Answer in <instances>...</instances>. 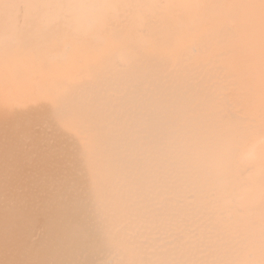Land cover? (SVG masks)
Here are the masks:
<instances>
[{
	"label": "rangeland",
	"instance_id": "374dc122",
	"mask_svg": "<svg viewBox=\"0 0 264 264\" xmlns=\"http://www.w3.org/2000/svg\"><path fill=\"white\" fill-rule=\"evenodd\" d=\"M110 3V5H107L100 10L94 21L91 23L65 19L55 23L43 24L40 23L39 20L31 19L19 25L17 28L12 26L9 21L5 20L6 17L5 14H3V11H6L7 8L4 4H0V120L10 117L13 103L24 99H30L33 96L32 93L37 85L46 86L51 82H59V80L62 77L65 78L66 75L79 73L87 62H91L98 55L100 50L107 49L114 41L123 36L134 37L136 43H140L149 48V52L147 53L150 54H147L145 51L146 55L145 53L142 54L144 52L142 48L139 49L137 52L139 53V57L141 56V58L146 61L148 58L151 59L152 54V58L154 57L153 59L156 57V62L164 65V68H162V66L158 64V70L162 68L164 71L165 69V72L161 71V69V73L158 71V73L153 72L156 71V68L155 70L151 68L144 69H151L149 72L145 71V73L148 72L150 74V77L146 75V78V76H144L145 73L142 71V74H144L143 81L138 79V82L140 81L139 83L135 82L137 80L129 82L122 79V81L121 78L116 79L113 75L116 74L117 76L118 71L119 73L124 71L130 65L129 61L132 62L136 57L132 58V60L124 59L120 53H117L114 59L115 62H112L111 67L105 66L104 68L103 66H97L98 64H96V71L99 69V71H97L99 77L95 76L97 78L94 81L93 79L95 77L92 79L94 85L90 84L92 83L90 79L86 82H81L80 84H73L70 87L71 89L67 88L63 91L64 96L57 102L59 103V105L57 104L59 108L55 103L56 108L54 109L52 119L61 124L70 122L69 127L71 126L72 128L75 126L72 131L73 134L75 133L72 135L73 139L70 135L71 138L65 140L63 147H65V149L71 148L69 150H72L73 148L75 155H79H77V159L80 158L79 165L81 166H78L77 168L75 167L76 170L72 169L70 172H75L74 175L77 174L76 177L79 175L82 177L87 176L88 174L84 175V173H88L91 170L92 173L91 175L84 177V180L81 179V176H79L80 178L78 177L79 181H83H80V185L78 184L80 187L77 185V181L73 182L70 179L66 181V179H68L67 177L63 179L59 177L52 179L53 182H58L60 179L62 184L63 182L64 184L66 183L68 186L67 188H65L64 184L62 185L60 182H58V184L57 182L53 183L52 180H50L49 182H51V186L54 184L56 185L55 187L58 186L60 189L57 188V190L54 191V187H49L50 184L47 183V189L49 187V190L51 188L54 191V193H52V190L51 192L47 191L50 199L48 202H52L50 204L51 207L55 204L57 207L54 205L53 208H57V211L62 208L64 204H70L69 206L73 207L74 202L75 204L77 203L76 205L74 204L75 206L78 205L76 208H70L67 206L68 208L63 207L62 211H60L61 209L58 211L59 216L60 214L62 216L65 213V215H67V213L71 214L72 217L69 214L67 216H70L69 219L72 218L71 220L75 225L71 220L70 223L67 222L66 220L69 219L65 215L62 216L66 217L65 220L64 218L59 217L58 222L59 224L60 222H63L60 221L61 218L66 221V226L73 224L72 226L76 228V231H79L78 236L81 233V236L84 238L79 236L80 238L77 239V243H72L67 240L61 242L64 245L61 243L55 244V246L57 248L59 247V250H61L60 252L54 246L53 238L49 239L50 237H53V235H48L46 233L47 230L44 229V225H42L40 229L36 231L37 236L35 232V237L33 236L34 238H32V240L35 241V238L37 239V237H39L40 240L43 239L39 241L38 244L42 243L43 245H41V248L49 250L51 255L47 256L48 258H52L49 260L48 264H69L71 258L70 264H105V262H111V264H130V261H132L131 264H264V248L262 246V238L259 232V218L261 215H258L257 213V205L243 200V196L239 189L245 186L249 189L248 186L251 185V182L249 178H246L244 173H241L240 169L235 166V159L238 154L237 147H240L239 143L242 141L248 142L250 138L244 137L243 140L237 139L243 130V126L239 123L237 117L231 114L232 112H237V115L239 114L243 116L248 112L252 115L251 118L258 116L259 120L264 121V84L260 70L262 60L261 43H263L262 39H264L263 31L255 24H252L254 23L252 20L249 22L246 21L244 17L246 13L244 11L226 1L223 2V4L229 3L230 5L227 4L222 10L209 7V2H207L205 9H203L204 13L200 17L198 15L193 17L187 12L180 21L174 18L173 20L169 19L172 15L171 13L174 11L163 13L159 17L151 15L152 13L149 11L146 13L140 8L141 6L138 3V0H111ZM195 3V0H193L191 4L195 5ZM138 9L141 11H138ZM183 9H186V6L175 8V12H179ZM205 15H208V18L205 22H202ZM232 21H235V23L231 24ZM262 35L263 37L261 38ZM27 45H29V47ZM136 47L138 48V46ZM135 61L131 64H134ZM154 61H152V63ZM231 61L233 64L235 63L234 66L236 67L232 66L233 64L230 63ZM156 62L155 64H157ZM226 62H229V64H226ZM113 64L114 67L112 66ZM91 65L92 68L95 67V64H90L88 66L89 69H92ZM99 67H102L104 70L102 71ZM183 71L186 72H184L186 76H191L189 83L185 80L188 76L186 78L184 77V79L182 78L186 83L185 81L183 82L179 80L181 76H184L181 75ZM99 72H101L100 74L102 75H100ZM150 72L159 75L156 76L155 74V77H152ZM97 74L95 73L94 75ZM160 74H162V76ZM106 75L109 78H107ZM152 75L154 76V74ZM163 75L169 79L168 81L171 80L173 83L171 84V81L168 83L166 80L167 78L164 76V79ZM103 76L105 79H103ZM140 78H142V76ZM161 78L164 79V81L166 80L165 83ZM102 79L104 81H102ZM146 80L147 83L144 82ZM132 83L135 84L133 85ZM173 84L174 89L171 90ZM162 85L164 86L162 87ZM191 86H193L192 91L194 94H191L192 91L190 93L188 92L192 89H190ZM114 87H116V90ZM176 87L180 90L176 91ZM80 88L81 90L78 91ZM131 89L133 92H131ZM71 91L73 94L75 91L77 94L80 93V96L76 93L71 95ZM157 95L158 98L156 97ZM151 96L152 98H150ZM175 97H179L178 99L180 100L179 103H177L179 105L175 104ZM182 97L183 102L181 99ZM234 97L237 98L235 99ZM69 98L72 100L75 99L76 102L73 100L72 104V100ZM172 100H175V103L173 102V104H170L172 103ZM241 100L243 101V104H241ZM148 101L153 104L150 105ZM162 102H167L168 106L169 104L170 106L172 105L173 108H176V111L171 107H157ZM66 103L68 104L66 105ZM74 103H78L79 106ZM167 103L164 105L167 106ZM182 103L183 105L185 104L184 106L186 108L181 105ZM232 105L233 107H231ZM76 106L78 108H76ZM181 107L182 109H185V112ZM82 108L85 110L87 108V110L85 111L83 109L84 112H82ZM157 108L160 113H162L160 109L163 110V117L158 115L159 112L157 111ZM237 108L238 110L240 109V112ZM75 109H77V112ZM97 110L102 114L100 113L98 115V113H96ZM141 110L144 114H142ZM168 110H173L172 114L171 111L168 112ZM164 111L170 113L172 116L173 113H175L173 118H171L172 121L168 120L170 114L165 115ZM177 111L178 115L176 113ZM180 111L181 113L182 111L184 113L179 114ZM74 112H76V114L79 113L77 115H81L82 119L76 114H73ZM82 113L84 115H91L92 117L84 116ZM155 115L156 118L154 117ZM105 116H108V118ZM83 117H87V119L91 117L93 120L89 119L88 121L85 119L87 120L86 123L83 122ZM94 117L95 119L97 117V119L95 120ZM152 117H154V124L151 125L149 121ZM100 118H103L102 121L104 125ZM157 118L159 120L155 123ZM163 118L167 119L161 121ZM131 120L133 122L136 121V124ZM167 120L169 121L168 126L166 124ZM92 122L96 123L93 124ZM99 122L101 123L99 124ZM106 122L109 123V125ZM129 122H131V124ZM139 122H141V125ZM157 122L164 123L158 124ZM123 126H125V128ZM160 127L161 131L159 130ZM152 128H156V131L157 129L158 131L152 134V132H155ZM96 129L97 133H101V137L106 140L103 141L101 137H99V145H97V140L99 141V139L96 137L98 134L94 132ZM117 129L119 131H116ZM105 130L108 131L105 132ZM111 132L115 134V136ZM139 132H142V134ZM158 132L160 133L158 134ZM107 134H111V139H109ZM138 136L140 138L143 137L140 139ZM241 136H245L244 133ZM115 137L120 139L117 141L115 140ZM101 140L103 142H101ZM232 140L234 141L230 143ZM126 141L130 144H126ZM78 142L81 143L77 145ZM105 142L112 144V147L110 144H107L108 147L110 146V149H108L109 153L110 150L113 151L116 148L117 151L119 150V154H117V156H112L113 158L110 157V159L109 157H105V154V156L102 154L104 157L102 155V157H96V155L98 156L103 153L104 149L107 151L106 148L108 147H105L104 145L102 148L103 151L101 152L102 145L100 144H104ZM122 143L123 145H118ZM223 143L228 146H222ZM69 144H71V147L68 146ZM73 145H76L77 147H74ZM97 146L101 147L95 149ZM129 146L130 148H128ZM142 146L144 147L142 148ZM90 148L92 150L95 149V151H91V154ZM98 150L100 152H97ZM121 150L123 151L121 152ZM118 152L114 151L113 154ZM123 152L127 153L124 154ZM133 152L134 154H131ZM81 155L83 156L81 157ZM86 155H89L87 157L88 159H93L91 161L88 159L85 160ZM96 158L99 159V161H97ZM96 161L97 164L95 163ZM98 162L100 163V166ZM132 163L135 165H132ZM120 165L121 167H119ZM72 166L73 164L69 165L70 168ZM84 166L89 170H85L86 168L84 169ZM98 167L101 168L102 174L98 171ZM136 167L138 169L136 171L138 172L135 171ZM72 168H74V166ZM96 170L98 171V175ZM126 170H128L127 173H125ZM76 171H82V174L77 173ZM103 172L106 177L104 176L100 178L104 175ZM127 175L129 176L127 177ZM95 176L96 178H94ZM124 176H126L127 179ZM89 177H91L90 181L88 180L90 179ZM73 178H75V176ZM98 178L103 180L100 182ZM107 180L111 182L108 181L109 183H107ZM94 181H97L98 183ZM103 183L108 185L105 186ZM99 184H102L101 186L104 187L101 189ZM81 185H83L87 191H84V188ZM95 186L99 188H96ZM63 188L67 191L63 190ZM94 188L96 191L95 196L100 198V200L97 198L95 199V192L92 191ZM122 188L124 189V192L126 190V195L123 191L121 192V190H123ZM89 189L92 192H89ZM103 189H106L107 191ZM64 191L66 192L64 193ZM135 191L136 193H134ZM86 192H88L90 196L92 194L93 197H90ZM70 193H72V195L74 194V197H72ZM76 194L77 196L75 198ZM113 194L114 197H112ZM66 195L67 197H65ZM119 195L122 197V204L124 202L126 207L125 208L123 205L126 209L125 211H123V208L115 205L117 202L118 205L121 203ZM56 196L58 198H56ZM85 197H88L87 200ZM66 198H68L69 203H67L68 200ZM104 198L106 199L104 200ZM117 198L118 201H116ZM71 199L73 202H70L72 201ZM94 199L96 202H94ZM61 200H63L64 204ZM128 200H130L128 202L130 205L126 203ZM97 204L100 205L98 206ZM89 207L93 208L90 209ZM45 208L42 211L46 215L51 209L47 210ZM110 208L114 212H111ZM80 209L81 211H79ZM83 210L86 213H84ZM72 214H75L76 217H78V215H84L81 217L79 216L77 221H75L76 219L73 218L75 216ZM85 214L88 216L86 217ZM131 214H134L135 217L133 215L131 216ZM113 216L117 220L113 218ZM83 218H86L85 221L87 225L85 221H82ZM89 219L91 221L90 225ZM80 220L83 224L81 222L79 224ZM101 220H103V222ZM62 224L63 225L61 226L65 227V223ZM103 228L106 235H104L105 232H103ZM97 231H100L101 235H99L100 233ZM44 239H47V242ZM36 242L37 241H35L34 244H37ZM44 243L48 244L45 245ZM83 244L85 245L83 246ZM107 245L111 248H108ZM94 247L97 251H95ZM130 247L132 249H130ZM65 248H70V251L68 250V252H66L67 254L65 253ZM106 249L107 251H105ZM63 252L65 254H63ZM63 255L67 258H62ZM46 260L48 261V259Z\"/></svg>",
	"mask_w": 264,
	"mask_h": 264
},
{
	"label": "bare ground",
	"instance_id": "6f19581e",
	"mask_svg": "<svg viewBox=\"0 0 264 264\" xmlns=\"http://www.w3.org/2000/svg\"><path fill=\"white\" fill-rule=\"evenodd\" d=\"M193 0H138V3L140 4V8L143 9L144 12L148 13L151 12L152 14L151 15H154L156 17H159L161 16L163 13H166V12H173L171 13L172 15L170 16V20H173L174 19H177L178 21H180L183 16H185V14L187 12H189L193 17H195L196 15H198L199 17L204 13L203 9H205V5L207 4V2H209V7H214V8H218L219 10L224 7V6H227L228 5H235L237 8H239L240 10L244 11L246 14L244 15L246 21H253L254 23L252 24H255L256 26H258L259 28H261V30L263 31L264 33V0H195V5L191 4ZM229 2V3H226V4H223V2ZM111 0H0V4H4L6 6V11H3V14H5V20L9 21V23L12 25V26H15V28H17L19 25L25 23L26 21H29L31 19L33 20H39L40 23H43V24H49V23H55V22H58V21H61V20H65V19H73L75 21H86L88 23H91L94 21V19L96 18L97 14L100 12L101 9H103L105 6L107 5H110L111 3ZM179 6H186V9H183V10H180L179 12H175V8H178ZM138 11H141L140 9H138ZM208 18V15H205V18L203 19L202 22H205ZM201 20V19H200ZM235 23V21H232L231 24ZM263 37V35L261 36V38ZM133 41V42H132ZM263 43H261V46H262V52H261V64H260V70H261V74H262V78H263V84H264V39H262ZM138 46V48L136 46ZM29 47V45H27ZM143 49L144 52L142 54L149 52V48L145 47V45H141L140 43H136V41L134 40V37H127V36H123L121 38H119L118 40L114 41L112 45H110L107 49H103V50H100L98 52V55L91 61V62H87L86 65L83 67V69L77 73V74H72V75H66L65 78H62L59 80V82H54V83H49L48 85H35V90L34 92L32 93L33 96L30 98V99H24L22 101H16L15 103H13V108L11 110V113H10V117H7V118H3L0 120V264H48L49 263V260H51L52 257H49L47 255H51L49 250L48 249H42L41 248V245H43L42 243L38 244L39 241L43 240V239H39V237H37V239L35 238V241H37L36 243L37 244H34L35 241L32 240V238H34L35 236V232L37 230L40 229V227L42 225L44 229V231H46V233L48 235H53V237H50L49 239L53 238V241H54V246L55 244H59L61 242H64V241H69V242H78L77 239L80 238L79 236H81V233L80 235L78 236L79 234V231H76V228L74 226H72L73 224L75 225V223L69 219L71 214L67 213V215L69 214L70 216L68 217L67 215H65L66 217H68L69 220H66L67 222L70 223V220L71 222H73L72 225H69V226H66V221L65 218L66 217H62L64 215L59 216L58 214V211H62V208L63 207H67L69 205H66L64 204L63 200H61L64 204L61 203V205L63 206L62 208H60L58 211H57V208H53V206L55 204H53V206L51 207V203L48 202L49 197H48V194H47V191L48 192H51V188L49 190V187H52L54 189V191L58 189H60V187H55L56 185L52 184L51 186V182H49L50 180L56 178V177H59V178H65L67 177L68 179H66V181H68L69 179L72 180L73 182L74 181H77V185L83 181H79V176L76 177V175H74V173H72V171L70 172V170H76V168L78 166H81L79 165V162H80V158L77 159V155H75L74 151H73V148L72 150H69L71 148H66L63 147V144L65 143V140H67V138H71L73 139V128L75 127H69L70 125V122H67L66 124H61V123H57L56 121H54L52 119V116H53V112H54V109L56 108L55 106V103L56 105L59 103H57L59 100H61V98L64 96L63 95V91L67 88H70L73 84H80L81 82H86L88 80L92 79L95 77V76H98L99 75L97 74L99 71V69L96 71V67L97 66H103L105 68V66H110L111 67V64L112 62L114 61L115 59V55L117 53H120L122 55V57H124V59H131L132 58H138L133 61H135L134 64H131L132 62L129 61L130 65L124 70V71H121L119 73V71L117 72V76L116 74H114L113 76L117 78H121V80H126V81H135V82H138V79H140V81H143V75L142 74L143 72L145 73V71H150L151 69L155 70L156 68V71H153V72H160V70L162 68H164L162 65V63H158L156 62V57L155 59L152 58V54H151V59L148 58V60H144L141 58V56L139 57V53L138 50L139 49ZM142 50V51H143ZM145 53V55H146ZM141 54V53H140ZM147 54H150V53H147ZM144 55V56H145ZM133 56V57H132ZM155 60V61H154ZM158 60V59H157ZM128 61V60H127ZM145 61V62H144ZM152 61H154L152 63ZM226 61V60H225ZM115 62V61H114ZM113 62V63H114ZM155 62L157 64H155ZM235 62V61H234ZM117 63V61H116ZM229 64V62H226V64ZM231 64H233V62L231 61L230 62ZM90 64H95V67L92 68V65H91V68L93 69H89V65ZM96 64H98L96 66ZM137 64V65H136ZM161 65L162 68H160V70H158L159 68H157V65ZM127 65V63H126ZM235 63L232 65L234 66ZM114 67V64L112 65ZM88 67V68H87ZM159 67V66H158ZM236 67V66H234ZM95 68V70H94ZM102 69V67H99ZM146 68H151V69H147V70H144ZM110 69V68H109ZM108 69V70H109ZM113 69V68H112ZM104 69H102L103 71ZM233 70V69H232ZM96 71V72H95ZM143 71V72H142ZM163 71V69L161 70ZM105 72V71H104ZM115 72V70H114ZM146 72L144 76L148 75V77H150L149 73ZM153 72H150L151 73V76L152 77H155V74L156 73H153ZM157 72V73H158ZM165 72V69L164 71ZM185 71H183V73L181 75H184L183 77L179 76V80L180 81H187V83H189V80H191V76L190 75H187L184 74ZM97 74V75H94V74ZM101 72H99L100 74ZM186 73V72H185ZM105 74V73H104ZM108 74V73H107ZM113 74V72H112ZM142 74V75H141ZM154 74V76L152 75ZM165 74V73H163ZM102 75V74H100ZM142 78H140L141 76ZM159 75V74H156V76ZM162 76V74H160ZM105 76V75H104ZM103 76V79H105ZM107 76V75H106ZM165 75H163V78H164ZM166 77V76H165ZM184 77L186 78L185 80ZM97 77H95L93 79V81L96 79ZM107 78H109L107 76ZM147 78V76H146ZM167 78V77H166ZM183 78V79H182ZM102 79V81H104ZM111 79V78H110ZM113 79V77H112ZM118 79V80H119ZM142 79V80H141ZM145 79V78H144ZM157 79V78H156ZM162 79V78H161ZM165 79V78H164ZM164 79H162L164 81ZM120 80V82H121ZM122 80V81H123ZM150 80V79H149ZM154 80V79H153ZM167 81L169 80L168 78L166 79ZM165 80V81H166ZM90 81V82H91ZM93 81L92 83H90L91 85L93 84ZM98 81V79H97ZM139 81V82H140ZM161 81V80H160ZM164 81V83H165ZM171 81V80H170ZM168 81V83L170 82ZM185 81V83H186ZM108 82V81H107ZM111 82V81H110ZM113 82V81H112ZM138 82V83H139ZM147 83V80L144 81ZM201 82V81H200ZM98 83L100 84V82L98 81ZM104 83V82H102ZM106 83V81H105ZM153 83V82H152ZM151 83V84H152ZM157 83V82H156ZM155 83V85H156ZM160 83V82H159ZM171 84L173 83L172 81L170 82ZM107 84V83H106ZM110 84V83H109ZM122 84V82H121ZM127 84V82H126ZM131 84V83H130ZM133 84V83H132ZM135 84V83H134ZM133 84V85H134ZM145 84V83H144ZM167 84V83H166ZM94 85V84H93ZM104 85V84H103ZM116 85V84H115ZM114 85V86H115ZM124 85H125V81H124ZM128 85V84H127ZM154 85V86H155ZM198 85V84H197ZM100 86V85H99ZM107 86V85H106ZM159 86V85H158ZM161 86V84H160ZM164 85H162L163 87ZM166 86V85H165ZM168 86V85H167ZM203 86V84H202ZM201 86V87H202ZM75 87V86H74ZM104 87V86H103ZM120 87V86H119ZM148 87V86H147ZM150 87V86H149ZM182 87V86H181ZM180 87V88H181ZM193 86L190 87V89L192 88ZM79 88V87H77ZM76 88V90H77ZM93 88V87H92ZM100 88V87H99ZM109 88V87H108ZM107 88V89H108ZM121 88V87H120ZM135 88V87H134ZM156 88V87H155ZM177 88V87H176ZM175 88V89H176ZM203 88V87H202ZM71 89V88H70ZM102 89V88H101ZM113 89V88H112ZM114 89L116 90V87H114ZM137 89V88H136ZM145 89V88H144ZM147 89V88H146ZM152 89V88H151ZM149 89V90H151ZM169 89V88H167ZM174 89V84H173V88H171V90ZM81 88L78 90L80 91ZM93 90V89H92ZM98 90V89H97ZM120 90V89H118ZM122 90V89H121ZM157 90V89H156ZM155 90V91H156ZM160 90V89H159ZM180 89H176V91H178ZM193 90V88L188 91L189 93ZM203 90V89H202ZM200 90V91H202ZM73 91V89H72ZM71 91V95L73 94ZM105 91V89H104ZM130 91V89H129ZM138 91V90H137ZM162 91V89H161ZM170 91V90H169ZM204 91V90H203ZM202 91V92H203ZM120 92V91H118ZM131 92H133V90L131 89ZM160 92V91H159ZM197 92V91H196ZM195 92V93H196ZM76 93V91L74 92V94ZM82 93V92H81ZM137 93V92H136ZM175 93V92H174ZM193 93V91L191 92V94ZM199 93V91H198ZM204 93V92H203ZM231 93V92H229ZM70 94V92H69ZM73 94V95H74ZM77 94V93H76ZM124 94V93H122ZM142 94V93H141ZM155 94V93H154ZM160 94V93H159ZM169 94V93H168ZM172 94V93H171ZM170 94V95H171ZM190 94V95H191ZM194 94V93H193ZM201 94V93H200ZM77 95L80 96V93H78ZM111 95V93H110ZM121 95V94H120ZM119 95V96H120ZM165 95V93H164ZM176 95V94H175ZM76 96V95H75ZM94 96V95H93ZM122 96V95H121ZM150 96V95H149ZM161 96V95H160ZM159 96V97H160ZM168 96V95H166ZM172 96V95H171ZM103 97V96H102ZM158 98V95L156 96ZM177 97V96H176ZM176 103H175V100H172V103L170 104H173V102L176 104V105H179L177 103H179V100L178 98H176ZM181 97V96H180ZM68 98V97H67ZM75 98V97H74ZM145 98V97H144ZM152 98V96L150 97ZM155 98V97H154ZM173 98V96H172ZM235 98V97H234ZM237 98V97H236ZM235 98V99H236ZM70 99V98H69ZM68 99V101H69ZM77 99V97H76ZM80 99V98H79ZM112 99V98H111ZM115 99V98H114ZM113 99V100H114ZM182 99V102H183V97L181 98ZM233 99V98H232ZM72 100V99H70ZM75 101V99H73ZM73 100H72V104H73ZM128 100V99H127ZM137 100V99H136ZM168 100V99H167ZM240 100V99H239ZM237 100V101H239ZM67 101V100H66ZM81 101V100H80ZM91 101V100H90ZM124 101V99H123ZM132 101V100H131ZM134 101V100H133ZM139 101V100H138ZM144 101V100H143ZM152 101V100H151ZM242 101V100H241ZM76 102V101H75ZM125 102V101H124ZM124 102H120V103H124ZM149 102V101H148ZM157 102V101H156ZM159 102V101H158ZM231 102V101H230ZM70 103V104H71ZM102 103V102H101ZM112 103V102H111ZM150 103V102H149ZM163 103V102H162ZM161 103V104H162ZM167 103V102H165ZM163 103L161 106H157V107H161L164 108L166 107H171L173 108V106L169 104L168 106V103H167V106H165ZM241 103V102H239ZM68 103H66L67 105ZM69 104V105H70ZM71 104V105H72ZM75 105L79 106L78 103H74ZM81 104V103H80ZM88 104V103H87ZM153 104V103H152ZM150 103V105H152ZM156 104V103H155ZM243 104V101L242 103ZM57 105V106H58ZM70 105V106H71ZM147 105V103H146ZM157 105V104H156ZM154 105V106H156ZM183 105V103L181 104ZM185 105V104H184ZM183 105V106H184ZM231 105V104H230ZM76 106V108H78ZM96 106V105H95ZM131 106V105H130ZM138 106V105H137ZM141 106V105H139ZM149 106V105H148ZM175 106V105H174ZM235 106V105H234ZM67 107V106H66ZM69 107V106H68ZM82 107V106H81ZM177 107V106H176ZM185 107V106H184ZM233 107V105L231 106ZM238 107V106H236ZM59 108V106H58ZM61 108V107H60ZM94 108V107H93ZM102 108V107H101ZM104 108V107H103ZM146 108V107H145ZM170 108V109H171ZM186 108V107H185ZM235 108V107H234ZM233 108V109H234ZM63 109V108H62ZM65 109V108H64ZM81 109V108H80ZM84 108H82V112H84L83 110ZM115 109V108H114ZM151 109V108H150ZM158 109V108H157ZM174 110L176 109L175 107L173 108ZM182 109V107H181ZM180 109V110H181ZM77 109H75L76 111ZM87 110V108H86ZM85 110V111H86ZM103 110V109H102ZM119 110V109H118ZM127 110V109H125ZM144 110V109H143ZM148 110V108H147ZM183 111L185 109H182ZM232 110V109H231ZM238 110V108H237ZM236 110V111H237ZM66 111V110H65ZM112 111V109H111ZM116 111V110H115ZM159 112V109L157 110ZM160 111L162 113H158V115L160 116H164L162 114L163 113V110L160 109ZM166 111V110H165ZM164 111V112H165ZM171 111V114L173 112V110H168V112ZM176 111V110H175ZM182 111V113H184ZM235 111V110H233ZM240 112V109L238 110ZM77 112V111H76ZM76 112H74L73 114H76ZM94 112V111H93ZM92 112V113H93ZM113 112V111H112ZM119 112V111H117ZM125 112V111H124ZM131 112V111H130ZM139 112V111H138ZM142 112V110H141ZM166 113L165 112V115L166 114H170V113ZM231 112V111H230ZM88 113V112H87ZM98 115L101 113L97 112ZM106 113V112H105ZM157 113V112H156ZM177 115H178V111L176 112ZM181 113V111L179 112V114ZM181 113V114H182ZM245 113V112H244ZM65 114V113H64ZM79 114V113H77ZM76 114V115H77ZM95 114V113H94ZM102 114V113H101ZM104 114V113H103ZM119 114V113H118ZM121 114V113H120ZM142 114H144L142 112ZM153 114V113H152ZM170 114L169 119L170 121H172L171 118H173L174 114L173 113V116ZM233 116H236L237 117V120H239V123L243 126V130L242 132L240 133V135L238 136L237 139H241L243 140L244 137H249L250 139L248 140V142L246 141H242L239 143V146L240 147H237L238 148V154L236 156V162H235V166L237 168L240 169L241 173H244V176L246 178H249L250 182H251V185H249V189L245 186V187H241L239 190L243 196V200L244 201H247V202H251V203H254V205H257L258 209H257V213L258 215H261L260 218H259V232H260V235H261V238H262V246L264 248V121H261L259 120V117H255V118H251V114H249L247 112V114L245 115H237V112H232L231 113ZM243 114V113H242ZM82 115H84L82 113ZM97 115V114H96ZM140 115V114H139ZM78 116V115H77ZM76 116V117H77ZM84 116H91V115H84ZM103 116V115H102ZM102 116H99V117H102ZM137 116V115H136ZM159 116V117H160ZM78 117L81 118V115H79ZM92 117V116H91ZM87 117H83L84 118V121L83 122H86L87 120L89 121V119H91ZM98 117V119H99ZM108 118V116H105ZM141 117V116H140ZM156 118V115L154 116ZM154 117L151 118V120L149 121L150 124H154ZM166 117V116H165ZM73 118V117H72ZM75 118V116H74ZM120 118V116H119ZM175 118V117H174ZM82 119V118H81ZM80 119V120H81ZM87 119V120H85ZM95 119V117H94ZM97 119V117H96ZM95 119V120H96ZM110 119H113V118H110ZM117 119V118H116ZM167 119V118H165ZM165 119L163 118V120L161 121H165ZM93 120V118L91 119ZM101 122L103 124V118L101 119ZM106 120V119H105ZM104 120V121H105ZM121 120V119H119ZM159 120L158 118L155 120V123L156 121ZM167 120V126L169 125V121ZM72 121V120H70ZM108 121V120H106ZM112 121V120H111ZM110 121V123H111ZM123 121V120H122ZM125 121V120H124ZM132 121V120H131ZM145 121V120H143ZM82 122V121H81ZM97 122V121H96ZM95 122V123H96ZM99 122V124L101 123ZM133 122V121H132ZM136 122V121H135ZM133 122V123H135ZM152 122V123H151ZM87 123V122H86ZM93 124H95L94 122H92ZM107 123V122H106ZM105 123V124H106ZM131 124V122H129ZM158 124H161V123H164V122H157ZM171 123V122H170ZM46 124V126H45ZM90 124V123H88ZM98 124V122H97ZM109 125V123H107ZM121 124V123H120ZM136 124V123H135ZM139 124L141 125V122H139ZM143 124V123H142ZM86 125V124H85ZM92 125V124H90ZM104 125V124H103ZM102 125V126H103ZM99 126V125H98ZM111 126V125H110ZM109 126V128H110ZM113 126V125H112ZM134 126V125H133ZM139 126V125H138ZM144 126V125H143ZM166 126V125H165ZM90 127V126H89ZM107 127V126H106ZM125 128V126H123ZM129 127V126H127ZM142 127V126H140ZM156 127V126H155ZM72 128V129H71ZM84 128V126H83ZM94 128V127H92ZM138 128V127H137ZM136 128V129H137ZM143 128V127H142ZM149 128V127H148ZM166 128V127H165ZM164 128V129H165ZM127 129V128H126ZM140 129V128H139ZM146 129V128H145ZM144 129V130H145ZM153 129V128H152ZM151 129V130H152ZM82 130V129H81ZM91 130V129H90ZM89 130V131H90ZM143 130V132H144ZM148 130V129H146ZM155 130V132H152L153 133H156L158 131H156V128L153 129ZM152 130V131H153ZM159 130L161 131V127L159 128ZM163 130V128H162ZM108 130H105V132H107ZM116 131H119L118 129ZM83 132V131H82ZM94 132L97 133V129L96 131L94 130ZM110 132V131H109ZM113 132V131H112ZM111 132V133H112ZM149 132V131H148ZM151 132V131H150ZM92 134H94L93 132H91ZM115 133V131H114ZM140 133V132H139ZM160 132H158L159 134ZM244 133L245 136H241L242 134ZM87 134V132H86ZM113 134V133H112ZM142 134V132L140 133ZM151 134V133H150ZM71 135V137H70ZM100 135V136H99ZM106 135V133H105ZM108 135V134H107ZM115 136V134H113ZM112 135V136H113ZM119 135V133H118ZM111 134L108 135L109 139H111ZM113 136V137H114ZM98 137L99 141L97 140V145H99L98 143L100 142V138L101 137V133L98 134ZM139 137V136H138ZM143 137V136H142ZM141 137V138H142ZM66 138V139H65ZM79 138V136H78ZM133 138V137H132ZM140 138V137H139ZM140 138V139H141ZM85 139V138H84ZM89 139V138H88ZM101 139L103 141H106L103 139V137H101ZM120 138H116L115 137V140H119ZM83 140V139H81ZM101 140V142H103ZM114 140V139H113ZM73 141V140H72ZM125 141V140H124ZM123 141V142H124ZM130 141V140H129ZM134 141V140H133ZM234 140H232L230 143H232ZM85 142V141H84ZM93 142V141H92ZM116 142V141H114ZM77 143V142H76ZM75 143V144H76ZM79 143L81 142H78L77 145H79ZM96 143V142H95ZM120 143V141H119ZM125 143V142H124ZM130 144L129 142L126 141V144ZM134 143V142H133ZM132 143V144H133ZM143 143V142H142ZM141 143V144H142ZM74 144V143H73ZM86 144V143H85ZM92 144V143H91ZM107 144H110V143H102L100 145L101 146H97L95 147L96 148H99L101 147V149L108 145ZM125 144V145H126ZM136 144V143H135ZM140 144V142H139ZM67 145V144H66ZM71 144H69L68 146H70ZM112 144H110L111 146ZM118 145H123L122 144H118ZM124 145V146H125ZM65 146V145H64ZM74 147H77L76 145H73ZM72 146V147H73ZM109 146V147H110ZM134 146V145H132ZM137 146V145H135ZM148 146V145H147ZM222 146L224 147H227L228 145L223 143ZM71 147V146H70ZM85 147V146H84ZM106 148L107 151H108V154H107V151L104 149L101 150V152L103 151V153L99 154L98 156L96 155V157H102L104 154L105 157H110L113 158L112 156H117V154H119V150L117 151L116 148L111 151L110 150V153H109V150L110 148ZM112 147V146H111ZM115 147V145H114ZM122 147V146H120ZM144 146H142L143 148ZM94 148V147H93ZM127 148V147H125ZM124 148V150H125ZM130 148V146L128 147ZM79 149V147H78ZM77 149V150H78ZM82 149V148H81ZM84 149V148H83ZM91 149V148H90ZM95 149H93L95 151ZM69 150V151H67ZM75 150V149H74ZM80 150V149H79ZM93 150L91 149L90 150V154H91V151L93 152ZM130 151H132L131 149H129ZM81 151V150H80ZM116 151L118 153H114L113 152ZM123 150H121L122 152ZM129 151V152H130ZM97 152H100L99 150ZM112 152V154H111ZM222 152V151H221ZM77 153V152H76ZM79 153V151H78ZM89 153V151H88ZM124 153V152H123ZM127 153V152H125ZM124 153V154H125ZM137 153V151H136ZM83 154V153H82ZM87 154V153H85ZM89 154V155H90ZM103 154V155H102ZM131 154H134L131 153ZM89 155H86V159H88L87 157ZM102 155V156H101ZM108 155V156H107ZM110 155V156H109ZM123 155V154H122ZM79 156V155H78ZM83 155H81L82 157ZM103 156V157H104ZM128 156V155H127ZM81 158V159H83ZM134 158V157H133ZM141 158V157H140ZM139 158V159H140ZM143 158V157H142ZM93 158L91 159H88V160H92ZM136 159V158H135ZM84 160V161H85ZM97 161H99V159L96 158ZM113 160V159H112ZM97 161L95 162L97 164ZM116 161V160H114ZM117 162V161H116ZM88 163V162H87ZM86 163V164H87ZM99 163V162H98ZM119 163V162H118ZM122 163V162H120ZM73 164L74 168H70L69 165ZM78 164V165H77ZM89 164V163H88ZM95 164V165H96ZM105 164V163H104ZM129 164V163H128ZM143 164V163H142ZM141 164V165H142ZM84 165V164H83ZM90 165V164H89ZM92 165V164H91ZM107 165V164H106ZM117 165V164H116ZM126 165V164H125ZM132 165H135L132 163ZM98 166V165H97ZM99 166H100V163H99ZM118 166V165H117ZM137 166V165H136ZM76 167V168H75ZM89 167V166H88ZM103 167V166H102ZM121 167V165L119 166ZM123 167V165H122ZM143 167V165H142ZM86 168V169H85ZM95 168V166H94ZM129 168V167H127ZM132 168V167H131ZM84 169L87 170V167L84 166ZM83 169V170H84ZM92 169H93V166H92ZM96 169V168H95ZM99 169V170H98ZM98 171L101 172L102 174V170L100 167H98ZM103 169V168H102ZM107 169V168H106ZM114 169V168H113ZM116 169V167H115ZM114 169V170H115ZM119 169V168H118ZM123 169V168H122ZM134 169V168H133ZM144 169V168H143ZM82 170V171H83ZM89 170V169H88ZM87 170V171H88ZM96 170V171H97ZM101 170V171H100ZM112 170V168H111ZM110 170V171H111ZM120 170V169H119ZM124 170V169H123ZM132 170V169H130ZM138 170L137 167L135 169V171ZM141 170V169H139ZM81 171V172H82ZM98 171L96 172L97 175H98ZM104 171V170H103ZM125 171V170H124ZM128 170H126L125 173H127ZM66 172V173H65ZM77 173H80L82 174L81 172H78L76 171ZM85 172V171H84ZM90 172V174H89ZM88 173H84L85 174H88L87 176L91 175L92 173V170L89 171ZM112 172V171H111ZM119 172V171H118ZM138 172V171H136ZM141 172V171H140ZM95 173V172H94ZM104 173V172H103ZM109 173V172H107ZM114 173V172H113ZM123 173V171H122ZM134 173V172H133ZM142 173V172H141ZM141 173H140V177H141ZM100 174V175H101ZM115 174V173H114ZM113 174V176H114ZM117 174V173H116ZM129 174V172H128ZM135 174V173H134ZM83 175V176H84ZM93 175V174H92ZM96 175V174H94ZM118 175V174H117ZM116 175V176H117ZM132 175V174H131ZM139 175V174H138ZM75 176V178H73ZM87 176H84V177H87ZM105 176V173L103 176H99L100 178L104 177ZM120 176V175H119ZM129 175H127L128 177ZM133 176V175H132ZM79 177V178H78ZM84 177L81 176V179L84 180ZM106 177V176H105ZM123 177V176H122ZM121 177V178H122ZM126 177V176H124ZM126 177V179H127ZM139 177V178H140ZM77 178V179H76ZM90 179H88L89 181L91 180V177H89ZM93 178V177H92ZM96 178V176L94 177ZM100 178H98L100 180ZM117 178V177H116ZM120 178V179H121ZM106 179V178H105ZM109 179V178H107ZM114 179V178H113ZM124 179V178H123ZM137 179V178H136ZM56 180V179H55ZM94 180V179H92ZM103 180V179H101ZM100 180V182H101ZM132 180V179H131ZM71 181V182H72ZM106 181V180H104ZM107 180V183L111 182ZM53 182V180H52ZM57 182V181H55ZM53 182V183H55ZM60 179H59V181ZM57 182V183H58ZM85 182V181H84ZM92 182V181H91ZM94 182H97V181H94ZM121 182V181H120ZM134 182V181H133ZM47 183L50 184L48 189H47ZM90 183V182H89ZM98 183V182H97ZM106 183V182H105ZM105 183H103L105 185ZM136 183V182H135ZM134 183V184H135ZM140 183V182H139ZM59 184V183H58ZM62 184V183H61ZM64 184V182H63ZM62 184V185H63ZM73 184H76V183H73ZM123 184V183H122ZM121 184V185H122ZM130 184V182H129ZM128 184V185H129ZM78 185V186H79ZM86 185V184H84ZM96 185V184H95ZM100 185V184H99ZM102 185V184H101ZM100 185V186H101ZM108 185V184H106ZM105 185V186H106ZM119 185V186H121ZM126 185V184H125ZM65 188H67L68 186L66 185V183L64 184ZM73 186V185H72ZM71 186V187H72ZM75 186V185H74ZM83 187V185H81ZM88 186V185H87ZM93 186V185H91ZM132 186V185H131ZM139 186V185H138ZM136 186V187H138ZM80 187V186H79ZM96 188H99L97 186H95ZM102 187L104 186H101L100 188L102 189ZM109 187H110V184H109ZM126 187V186H125ZM128 187V186H127ZM134 187V186H133ZM62 188V187H61ZM84 188V187H83ZM82 188V189H83ZM88 188V187H86ZM89 188H92V187H89ZM139 188V187H138ZM107 189V187H106ZM103 189L105 191H109V189ZM123 189V188H122ZM130 189V187H129ZM140 189V188H139ZM63 190H66L63 188ZM76 190V189H75ZM90 190V189H89ZM97 190V189H96ZM102 190V191H103ZM111 190V189H110ZM119 190V189H118ZM135 190V189H134ZM54 191L52 190V193H54ZM67 191V190H66ZM64 191V193L66 192ZM78 191V189H77ZM84 191H87V189L85 190L84 188ZM95 192L94 196L96 195V191H95V188L94 190H92ZM91 190L89 192H92ZM104 191V192H105ZM124 192V189L121 190V192ZM137 191V190H136ZM136 191L134 193H136ZM139 191V190H138ZM60 192H63V191H60ZM97 192L99 193V191L97 190ZM111 192V191H110ZM120 192V191H119ZM126 192V190H125ZM124 192V193H125ZM62 193V194H64ZM73 193V192H72ZM71 194L72 197H74L73 195ZM103 193V192H102ZM107 193V192H106ZM109 193V192H108ZM114 193V192H112ZM116 193V192H115ZM129 193V192H128ZM69 194V195H70ZM78 194V193H77ZM77 194L75 195V198L77 196ZM86 194L89 195L88 192H86ZM85 194V195H86ZM139 194V193H137ZM79 195V194H78ZM87 195V196H88ZM100 195V194H99ZM105 195V193H104ZM110 195V194H109ZM118 195V194H117ZM126 195V193H125ZM132 195V194H130ZM129 195V196H130ZM135 195V194H134ZM61 196V194H60ZM59 196V197H60ZM82 196V195H80ZM90 196V195H89ZM92 196V194H91ZM90 196V197H91ZM102 196V195H100ZM99 196V197H100ZM106 196V195H105ZM104 196V197H105ZM119 199H121V195H119ZM55 197V195H54ZM63 197V195H62ZM67 197V195L65 196ZM79 197V196H78ZM93 197V196H92ZM114 197V194L113 196ZM128 197V196H126ZM137 197V196H136ZM56 198H58L56 196ZM64 198V197H63ZM62 198V199H63ZM80 198V197H79ZM84 198V197H82ZM86 198V197H85ZM88 198V197H87ZM86 198V200H87ZM98 199L100 200V198L96 197L95 196V199ZM103 198V197H102ZM124 198V197H123ZM53 199V198H52ZM68 200V198H66ZM70 199V198H69ZM81 199V198H80ZM79 199V200H80ZM94 199V200H95ZM106 198H104L105 200ZM115 199H116V196H115ZM56 200V199H55ZM59 200V199H58ZM65 200V199H64ZM72 200V199H71ZM102 200V199H101ZM103 200V201H104ZM108 200V199H107ZM110 200V199H109ZM140 200V199H139ZM75 201V200H74ZM83 201V199H82ZM81 201V202H82ZM85 201V200H84ZM112 201H115V200H112ZM118 201V198L117 200ZM130 200L126 201V203L128 205H130V203H128ZM133 201V200H132ZM58 202V201H57ZM70 202H73L70 201ZM96 202V200L94 201ZM101 202V201H100ZM120 202V200H119ZM137 202V201H136ZM69 203V200L68 202ZM79 203V201H78ZM84 203V202H83ZM92 203V202H90ZM59 204V203H58ZM57 204V205H58ZM75 204V202H74ZM73 204V207H78L75 206ZM107 204V203H106ZM122 204V199H121V203L120 205H118V202L117 204H115L116 206L118 207H121L123 208L125 211L126 207L124 205V202ZM45 205V206H43ZM60 205V207H61ZM66 205V206H65ZM81 205V204H80ZM84 205V204H83ZM89 205V204H88ZM98 205V204H97ZM100 205V204H99ZM98 205V206H99ZM103 205V204H102ZM101 205V206H102ZM112 205V204H111ZM124 205V207H123ZM135 205V204H134ZM133 205V206H134ZM139 205V204H138ZM72 206V205H71ZM127 206V205H126ZM55 207H57L55 205ZM70 207V206H69ZM73 207H70V208H73ZM80 207V206H79ZM82 207V205H81ZM104 207V206H103ZM103 207H100V208H103ZM117 207V208H118ZM51 209L50 212L45 213L42 211L43 209ZM59 208V207H58ZM68 208V207H67ZM87 208V207H86ZM90 208V207H89ZM93 208V207H91ZM90 208V209H91ZM97 208V206H96ZM95 208V210H96ZM108 208V207H106ZM116 208V207H115ZM114 208V209H115ZM136 208V207H135ZM138 208V207H137ZM55 209V210H54ZM120 209V208H119ZM134 209V208H133ZM139 209V208H138ZM143 209V208H142ZM68 210V209H67ZM70 210V209H69ZM72 210H75V209H72ZM89 210V209H88ZM103 210V209H102ZM109 210V209H107ZM111 210V208H110ZM131 210V209H130ZM46 211V210H45ZM81 211V209L79 210ZM100 211V210H99ZM105 211V209H104ZM103 211V212H104ZM113 210H111L112 212ZM117 211V209H116ZM120 211V210H119ZM142 211V210H141ZM47 212V211H46ZM71 212V211H70ZM84 212V210H83ZM98 212V211H96ZM101 212V211H100ZM107 212V211H106ZM114 212V211H113ZM131 212V211H130ZM129 212V213H130ZM135 212V211H134ZM81 213V212H80ZM86 213V212H84ZM91 213V212H90ZM102 213V212H101ZM124 213V212H122ZM128 213V214H129ZM137 213V212H136ZM139 213V211H138ZM141 213V212H140ZM79 214V213H77ZM93 214V213H92ZM99 214V213H98ZM111 214V213H110ZM113 214H116V213H113ZM74 215L76 220L78 219V217L80 215H78V217H76L75 214H72ZM84 214H82L81 216H83ZM96 215V214H95ZM134 216V214H131V216ZM138 215V214H137ZM141 215V214H140ZM139 215V216H140ZM80 216V217H81ZM85 216L87 217L88 215L85 214ZM92 216V215H91ZM104 216V215H103ZM107 216V215H105ZM59 217H62L64 218L61 219L60 218V221H63V222H58V219ZM72 217V216H71ZM99 217V216H98ZM108 217V216H107ZM116 217V215H115ZM113 216V218H115ZM118 217V216H117ZM130 217V216H129ZM135 217V216H134ZM141 217V216H140ZM89 218V217H88ZM94 218V217H93ZM96 218V217H95ZM100 218V217H99ZM103 218V217H102ZM106 218V217H104ZM139 218V217H138ZM84 219V218H83ZM82 221H85V219ZM116 219V218H115ZM132 219V218H131ZM96 220V219H94ZM117 220V219H116ZM128 220V219H127ZM137 220V219H136ZM103 222V220H101ZM119 221V220H118ZM122 221V220H121ZM120 221V222H121ZM133 221V220H132ZM81 220L79 221V224H80ZM90 219H89V225H90ZM107 222V221H106ZM126 222V221H125ZM62 223H65L64 226L65 227H62L61 225H63ZM78 223V222H77ZM82 223V222H81ZM86 223V221H85ZM118 223V222H117ZM138 223V222H137ZM83 224V223H82ZM94 224V223H93ZM105 224V223H104ZM108 224V222H107ZM112 224V223H111ZM120 224H123V223H120ZM130 224V223H128ZM127 224V225H128ZM87 225V223H86ZM96 225V224H95ZM125 225V224H124ZM133 225V224H132ZM136 225V224H134ZM85 226V224H84ZM94 226V225H93ZM99 226V224H98ZM106 226V225H105ZM108 226V225H107ZM115 226V225H114ZM122 226V225H121ZM83 227V226H82ZM132 227V226H131ZM42 228V229H43ZM88 228V227H87ZM95 228V227H94ZM115 228V227H113ZM79 229V228H78ZM83 229V228H82ZM110 229V228H109ZM112 229V228H111ZM102 230V229H101ZM114 230V229H113ZM124 230V229H123ZM138 230V229H137ZM111 231V230H110ZM118 231V230H116ZM126 231V230H125ZM85 232V231H84ZM96 232V231H95ZM100 233V231H97ZM102 232V231H101ZM103 232L104 231V228H103ZM94 233V232H93ZM143 233V231H142ZM87 234V233H86ZM91 234V232H90ZM95 234V233H94ZM93 234V235H94ZM108 234V233H107ZM113 234V233H112ZM121 234V233H120ZM139 234V233H138ZM47 235V236H48ZM101 235V233L99 234ZM106 235V232L105 234ZM34 236V237H33ZM36 236H37V232H36ZM96 236V235H95ZM119 236V234H118ZM82 237V236H81ZM97 237V236H96ZM99 237V236H98ZM102 237V236H101ZM117 237V236H116ZM128 237V236H127ZM45 238V237H43ZM47 238V237H46ZM84 238V237H82ZM89 238V237H88ZM92 238V237H91ZM108 238V237H107ZM110 238V237H109ZM143 238V237H142ZM106 239V238H104ZM118 239V238H117ZM46 240L47 242V239H44ZM90 240V239H89ZM101 240V239H100ZM107 240V239H106ZM132 240V239H131ZM33 241V242H32ZM50 241V240H49ZM82 241V240H81ZM84 241V240H83ZM105 241V240H104ZM122 241V240H121ZM143 241V240H142ZM43 242V241H42ZM45 242V241H44ZM89 242V241H88ZM91 242H94V241H91ZM117 242V241H116ZM66 243V242H65ZM75 243V244H76ZM79 243H80V240H79ZM78 243V244H79ZM101 243V242H100ZM45 244V243H44ZM48 243H46L45 245H47ZM62 244V243H61ZM67 244V243H66ZM69 244V243H68ZM89 244H93V243H89ZM117 244V243H115ZM120 244V243H119ZM139 244V243H137ZM64 245V244H62ZM61 245V246H62ZM85 244H83L84 246ZM97 245V244H96ZM101 245V244H100ZM134 245V244H133ZM51 246V245H50ZM60 246V245H59ZM69 246V245H68ZM90 246V245H89ZM95 246V245H94ZM98 246H99V242H98ZM104 246V245H102ZM101 246V247H102ZM109 245H107L108 247ZM122 246V245H121ZM125 246V245H124ZM136 246V245H135ZM53 247V246H52ZM56 247V246H55ZM54 247V248H55ZM71 247V246H70ZM74 247V245H73ZM88 247V246H86ZM97 247V246H96ZM106 247V246H105ZM138 247V246H137ZM140 247V246H139ZM146 247V246H145ZM57 248V247H56ZM63 248V247H61ZM76 248V247H75ZM74 248V249H75ZM84 248V247H83ZM92 248V247H91ZM95 248V247H94ZM108 248H111V247H108ZM114 248V247H113ZM53 249V248H52ZM59 250V247L57 248ZM64 249V248H63ZM66 252H68V250L70 249H67L65 248ZM73 249V250H74ZM78 249V248H76ZM90 249V248H89ZM126 249V248H125ZM130 249H132L130 247ZM55 250V249H54ZM57 250V251H58ZM72 250V251H73ZM85 250H88V249H85ZM109 250V249H108ZM113 250V249H112ZM129 250V249H127ZM134 250V249H133ZM136 250V249H135ZM61 252V250H59ZM70 251V250H69ZM81 251V249H80ZM79 251V252H80ZM94 251V250H93ZM95 251L96 248H95ZM107 251V249L105 250ZM111 251V250H110ZM116 251V250H115ZM118 251V250H117ZM137 251V250H136ZM54 252V251H53ZM59 252V253H60ZM74 252V251H73ZM76 252V251H75ZM78 252V251H77ZM122 252V251H120ZM58 253V252H56ZM63 252V254H65ZM115 253V252H114ZM113 253V254H114ZM125 253V252H124ZM55 254V253H53ZM67 254V253H66ZM98 254V253H97ZM127 254V253H126ZM136 254V253H135ZM56 255V254H55ZM58 255V254H57ZM61 255V254H60ZM91 255V254H90ZM125 255V254H123ZM88 256V255H87ZM94 256V254H93ZM108 256V255H107ZM119 256V255H117ZM57 257V256H56ZM92 257V256H91ZM127 257V256H126ZM143 257V256H142ZM141 257V258H142ZM55 258V256H54ZM59 258V256H58ZM62 258L66 259L64 257V255L62 256ZM70 258V257H69ZM76 258V257H75ZM88 258V257H87ZM48 259V261L46 260ZM57 259V258H56ZM72 259V258H71ZM71 259H70V263H71ZM108 259V257H107ZM121 259V258H120ZM53 260V259H52ZM62 260V259H61ZM68 260V259H67ZM74 260V259H73ZM86 260V259H85ZM90 260V259H89ZM105 260V259H104ZM127 260V259H126ZM140 260V259H139ZM138 260V261H139ZM54 261V260H53ZM64 261V260H63ZM115 261V260H114ZM147 261V260H146ZM145 261V262H146ZM52 262V261H51ZM66 262V261H65ZM132 261H130V264H131ZM53 263V262H52ZM69 263V264H70ZM73 263V262H72ZM84 263V262H83ZM89 263V261H88ZM104 263V262H103ZM122 263V262H121ZM139 263V262H138ZM115 264V263H114ZM124 264V263H123ZM133 264V263H132Z\"/></svg>",
	"mask_w": 264,
	"mask_h": 264
},
{
	"label": "snow or ice",
	"instance_id": "6c2138e0",
	"mask_svg": "<svg viewBox=\"0 0 264 264\" xmlns=\"http://www.w3.org/2000/svg\"><path fill=\"white\" fill-rule=\"evenodd\" d=\"M105 264H111V262H105Z\"/></svg>",
	"mask_w": 264,
	"mask_h": 264
}]
</instances>
